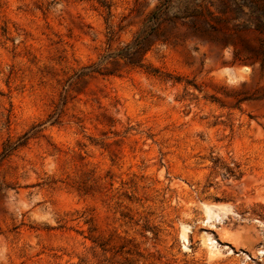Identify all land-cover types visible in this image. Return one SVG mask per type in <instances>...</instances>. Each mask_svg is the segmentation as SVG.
Instances as JSON below:
<instances>
[{
	"label": "rangeland",
	"instance_id": "rangeland-1",
	"mask_svg": "<svg viewBox=\"0 0 264 264\" xmlns=\"http://www.w3.org/2000/svg\"><path fill=\"white\" fill-rule=\"evenodd\" d=\"M24 134L0 264H264V0H0V153Z\"/></svg>",
	"mask_w": 264,
	"mask_h": 264
},
{
	"label": "trees",
	"instance_id": "trees-1",
	"mask_svg": "<svg viewBox=\"0 0 264 264\" xmlns=\"http://www.w3.org/2000/svg\"><path fill=\"white\" fill-rule=\"evenodd\" d=\"M155 13H156L155 11L152 12L149 19H152L154 17ZM146 49L147 48L145 47L144 38H142L138 34L134 37L132 43L127 44L125 47H123L117 53L109 54L108 57H111V58H116V57L127 58L130 63H134L135 62L134 56L140 52L141 53L144 52ZM93 71H97L95 69V67H89L87 73L93 72ZM23 137H24L23 139L19 138L17 141H15L13 143L6 144L4 146L3 150L0 153V161L3 160L4 158H6L8 155H10L13 150H15L21 144H23L26 141V139L28 138V136L26 134H24Z\"/></svg>",
	"mask_w": 264,
	"mask_h": 264
}]
</instances>
